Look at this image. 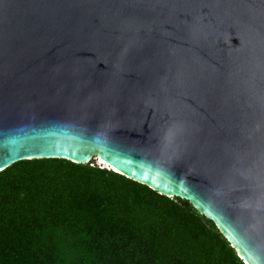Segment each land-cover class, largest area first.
Masks as SVG:
<instances>
[{
  "label": "water",
  "instance_id": "1",
  "mask_svg": "<svg viewBox=\"0 0 264 264\" xmlns=\"http://www.w3.org/2000/svg\"><path fill=\"white\" fill-rule=\"evenodd\" d=\"M33 159L103 161L264 264V0H0V172Z\"/></svg>",
  "mask_w": 264,
  "mask_h": 264
},
{
  "label": "trees",
  "instance_id": "2",
  "mask_svg": "<svg viewBox=\"0 0 264 264\" xmlns=\"http://www.w3.org/2000/svg\"><path fill=\"white\" fill-rule=\"evenodd\" d=\"M0 264H244L215 225L107 168L62 159L0 172Z\"/></svg>",
  "mask_w": 264,
  "mask_h": 264
},
{
  "label": "snow or ice",
  "instance_id": "3",
  "mask_svg": "<svg viewBox=\"0 0 264 264\" xmlns=\"http://www.w3.org/2000/svg\"><path fill=\"white\" fill-rule=\"evenodd\" d=\"M178 131H179L178 128L170 129V130H169V136L171 137V136L176 135ZM101 163H103V161H101Z\"/></svg>",
  "mask_w": 264,
  "mask_h": 264
},
{
  "label": "rangeland",
  "instance_id": "4",
  "mask_svg": "<svg viewBox=\"0 0 264 264\" xmlns=\"http://www.w3.org/2000/svg\"><path fill=\"white\" fill-rule=\"evenodd\" d=\"M94 164L97 165V166H100L102 168H107L109 169L108 167H106L105 165H102L100 162H98V160H94Z\"/></svg>",
  "mask_w": 264,
  "mask_h": 264
},
{
  "label": "bare ground",
  "instance_id": "5",
  "mask_svg": "<svg viewBox=\"0 0 264 264\" xmlns=\"http://www.w3.org/2000/svg\"><path fill=\"white\" fill-rule=\"evenodd\" d=\"M98 162H100L101 163V161H99L98 160ZM102 165H105L106 167H108L109 168V166H107L105 163H101ZM109 169H111V168H109ZM113 169V168H112ZM116 171V170H115Z\"/></svg>",
  "mask_w": 264,
  "mask_h": 264
}]
</instances>
